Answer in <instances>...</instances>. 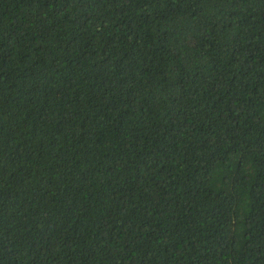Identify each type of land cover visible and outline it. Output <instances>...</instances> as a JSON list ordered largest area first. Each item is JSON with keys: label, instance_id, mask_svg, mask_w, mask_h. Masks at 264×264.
<instances>
[{"label": "trees", "instance_id": "16d2710c", "mask_svg": "<svg viewBox=\"0 0 264 264\" xmlns=\"http://www.w3.org/2000/svg\"><path fill=\"white\" fill-rule=\"evenodd\" d=\"M0 264H264V0H0Z\"/></svg>", "mask_w": 264, "mask_h": 264}]
</instances>
